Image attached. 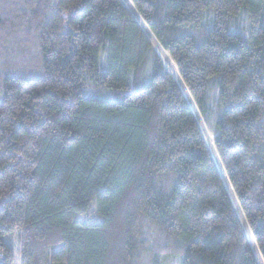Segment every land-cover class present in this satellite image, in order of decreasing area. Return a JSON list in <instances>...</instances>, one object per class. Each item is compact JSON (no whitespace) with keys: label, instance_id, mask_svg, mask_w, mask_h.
<instances>
[{"label":"trees","instance_id":"obj_1","mask_svg":"<svg viewBox=\"0 0 264 264\" xmlns=\"http://www.w3.org/2000/svg\"><path fill=\"white\" fill-rule=\"evenodd\" d=\"M130 2L0 0V264H261L264 0Z\"/></svg>","mask_w":264,"mask_h":264},{"label":"bare ground","instance_id":"obj_2","mask_svg":"<svg viewBox=\"0 0 264 264\" xmlns=\"http://www.w3.org/2000/svg\"><path fill=\"white\" fill-rule=\"evenodd\" d=\"M123 1H124V3L127 5V7L131 10V12L136 16V18L138 19V21L144 26L145 31H146V33L148 34V36H149L152 40H154V38H153L151 32L147 29V26H145V24L143 23V21H142L141 18L139 17L138 13H137L136 10L134 9V7H133L132 3L130 2V0H123ZM154 42H156V41L154 40ZM156 44H157V43H156ZM159 49H160L161 52H162V57H163V59H164L163 61H164L165 65H166L168 71L171 72V73L174 75V77L176 78V80H177V82L179 83V85L181 86L183 92H184L185 95L187 96V98H188V100H189V102H190V104H191L193 110H194L195 113L197 114L198 119H199L200 122H201L200 115H199V113H198V111H197V109H196V107H195V104H194V102H193V99H192V97H191V95H190L188 89L186 88L184 82L182 81V79H181V77H180V75H179V72L177 71V68H176V65H175L174 61L172 60L171 56H170L168 53H166L165 51H163L161 48H159ZM201 124H202V122H201ZM202 127H203V124H202ZM204 128H205V127H203V129H204ZM204 132H205L206 135H207V142H208V144H209V146H210V149L212 150V153H213L214 156L216 157V160H217V162H218V164H219L222 178H223V180H224V182H225V184H226V186H227V188H228V190H229V192H230V194H231V196H232V199H233L234 203L238 206L236 196H235L234 191H233V189H232V186H231V184H230V182H229V180H228V177H227V175H226V173H225V171H224V169H223V167H222V165H221V163H220V161H219L218 155H217V153H216V150H215L214 145H213V142H212V138L210 137V135L207 133V131H206L205 129H204ZM248 230H249V235H250V237H251V240H252V242H253V249H254L255 252L257 253V255H258V257H259V259H260V261H261V264H264V262H263V260H262V258H261V256H260V254H259V251H258V249H257V245H256V243H255V240H254V238H253V236H252V234H251V232H250L249 227H248Z\"/></svg>","mask_w":264,"mask_h":264},{"label":"rangeland","instance_id":"obj_3","mask_svg":"<svg viewBox=\"0 0 264 264\" xmlns=\"http://www.w3.org/2000/svg\"><path fill=\"white\" fill-rule=\"evenodd\" d=\"M162 56V54H161ZM163 58V57H162ZM164 60V59H163ZM173 60V59H172ZM164 64V61H163ZM165 67V66H164ZM177 68V67H176ZM166 69V67H165ZM167 70V69H166ZM178 71V69H177ZM172 74V73H171ZM173 75V74H172ZM174 76V75H173ZM175 78V77H174ZM176 79V78H175ZM208 133V132H207ZM204 136L207 139V135L204 132ZM209 145V144H208ZM210 147V146H209ZM238 204V202H237ZM228 225L229 227H232L233 230H235V232L238 235H243L244 237V241L246 240L247 245L251 246L253 248V242L251 240V237L249 235V230H248V226L246 223V220L244 218V215L242 213V210L238 204V206L234 203L233 206V212L230 216V218L228 219ZM10 244L18 251L19 250V236H13L12 239L9 241ZM18 253V252H17ZM16 253V264H20V256Z\"/></svg>","mask_w":264,"mask_h":264},{"label":"water","instance_id":"obj_4","mask_svg":"<svg viewBox=\"0 0 264 264\" xmlns=\"http://www.w3.org/2000/svg\"><path fill=\"white\" fill-rule=\"evenodd\" d=\"M257 249H258V247H257ZM258 251H259V249H258ZM259 254H260V252H259ZM260 256H261V254H260ZM262 258V257H261Z\"/></svg>","mask_w":264,"mask_h":264}]
</instances>
